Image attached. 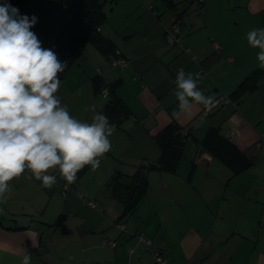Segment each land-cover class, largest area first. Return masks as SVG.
Returning a JSON list of instances; mask_svg holds the SVG:
<instances>
[{
  "label": "crops",
  "instance_id": "crops-1",
  "mask_svg": "<svg viewBox=\"0 0 264 264\" xmlns=\"http://www.w3.org/2000/svg\"><path fill=\"white\" fill-rule=\"evenodd\" d=\"M202 6L199 11L200 5L190 0L107 1L100 32L113 38L127 65L111 67V59L89 43L63 72L56 94L72 116L91 122L103 113L107 97H99L101 90L116 81L117 95L131 110L109 137L114 156L108 171H86L75 184L97 207L85 204L79 191L60 196L58 170L49 172L57 178L51 191L27 179V172L14 179L7 203L0 204V264H21L25 254L31 255V264H155L154 250L172 264H264V156L255 147L264 134V75L236 101L207 111L194 104L191 114L172 115L178 110L173 83L178 69L191 74L215 100L229 96L259 67V49L248 44L247 33L264 28V0H204ZM16 8L21 16L37 18L31 31L45 49L69 19L55 0H23ZM175 19L181 20L180 42L190 52L166 42L165 28ZM200 69L203 76L197 75ZM96 76L103 83L99 93L93 87ZM92 105L95 110H88ZM172 121L199 142L206 137V148L226 139L250 165L234 174L189 138L193 149L183 174L181 161L175 172L149 170L146 193L124 214L111 193V175L156 160L160 149L154 135ZM139 233L152 240L151 249L138 240Z\"/></svg>",
  "mask_w": 264,
  "mask_h": 264
},
{
  "label": "clouds",
  "instance_id": "clouds-1",
  "mask_svg": "<svg viewBox=\"0 0 264 264\" xmlns=\"http://www.w3.org/2000/svg\"><path fill=\"white\" fill-rule=\"evenodd\" d=\"M36 22L35 16H21L19 9L7 2L0 5V204L7 203L11 182L26 172L27 179L51 188L57 178L49 172L58 170L70 185L85 166L99 168L112 148L109 137L115 125L106 115L98 113L91 122L82 121L62 105L56 94L66 62L42 47L31 31ZM247 41L259 49L258 66L264 69V28L249 31ZM173 83L178 102L174 117L191 114L194 104L208 110L214 105V98L206 96L183 68L178 69ZM88 110L94 111L95 105ZM21 264H31V255L25 254Z\"/></svg>",
  "mask_w": 264,
  "mask_h": 264
},
{
  "label": "trees",
  "instance_id": "trees-1",
  "mask_svg": "<svg viewBox=\"0 0 264 264\" xmlns=\"http://www.w3.org/2000/svg\"><path fill=\"white\" fill-rule=\"evenodd\" d=\"M22 1L0 0V5L7 2L13 7H17ZM55 1L67 11L69 19L57 27L49 49L57 54L61 62H66L65 70L79 57L82 49L89 43L93 44L105 58L111 60L119 58L118 47L113 38L100 32V26L105 22L107 17L105 5L107 1L113 3L115 0ZM62 74L63 72L59 74L60 80ZM262 75H264V69L257 67L243 78L228 98L236 101L243 93L253 90ZM115 85L116 81L112 82L107 88V99L103 107V114L107 116L110 124L120 127L123 121L131 116V110L117 95ZM93 87L96 93L100 92L103 87L100 77L96 76L94 78ZM189 138L195 139L190 134L189 129L172 121L154 135V140L160 149L156 160L136 165V168L131 173L116 170L111 175L109 181L110 190L113 197L123 204L124 214L132 211L139 199L146 193L148 187L147 172L149 170L170 172L177 170L184 156V148ZM205 140L206 137L200 142L196 140L201 147L200 149H208L214 156L226 163L234 174L243 171L250 165L251 160L246 159L243 154L232 150L230 148L231 144L226 139L218 140L216 146L211 148H206ZM88 169L89 166H85L77 173L76 182ZM59 181L66 182L58 173L57 183ZM76 182L70 184V186L75 188Z\"/></svg>",
  "mask_w": 264,
  "mask_h": 264
},
{
  "label": "built area",
  "instance_id": "built-area-1",
  "mask_svg": "<svg viewBox=\"0 0 264 264\" xmlns=\"http://www.w3.org/2000/svg\"><path fill=\"white\" fill-rule=\"evenodd\" d=\"M192 2H195L197 4L200 5L199 7V11H201L203 9V2L204 0H190ZM181 20L180 19H175L174 21H172L166 28H165V39H166V42L168 44H177L180 46L181 50L184 51V52H190V49L181 44L180 42V38H181V35L183 33L182 31V27H181ZM189 27V26H188ZM99 29V28H97ZM214 48L216 51L219 50V45L218 44H214ZM128 63V60L125 59V58H114L110 61V66L111 67H120V68H123L127 65ZM99 72V70H98ZM197 75L198 76H203V71L202 69H200L198 72H197ZM105 89L107 88H104L101 90V93L103 94V96H106L104 95V91ZM215 103L213 106H216L218 105L219 103L223 102V101H229V98L228 96L226 95H219L215 100ZM208 109H206L207 111ZM233 134V131L230 132L229 136H231ZM255 147L256 149L262 154L264 155V134H260L258 137H257V140L255 141ZM60 187H61V193L65 196L71 192L74 191V188H72L70 185H68L66 182H63V181H59V183H57ZM78 196L80 198H82L85 202V204H87L88 206L90 207H93V208H96V204L88 198L87 194L84 193V192H78ZM118 226L120 228H123L124 227V224L123 223H119ZM137 238L139 241L143 242L145 247L147 249H151L152 247V240L148 237H146L143 233H139L137 235ZM105 244H108L110 246H115L116 245V242L115 240H107L105 239ZM153 255H154V260H155V264H172L168 257L160 250H154L153 251Z\"/></svg>",
  "mask_w": 264,
  "mask_h": 264
},
{
  "label": "rangeland",
  "instance_id": "rangeland-1",
  "mask_svg": "<svg viewBox=\"0 0 264 264\" xmlns=\"http://www.w3.org/2000/svg\"><path fill=\"white\" fill-rule=\"evenodd\" d=\"M99 97L102 98V99H105L102 96V93L99 94ZM187 142L188 143H186V146L184 148V156L181 159V167L179 168V173H181V174H183V169L185 168V165H186V169H187V167L189 165V163H188L189 159L188 158H189L190 152L193 149V140H188ZM113 156H114V153L112 151H109L108 153L105 154V157L101 160V163H100L99 168L93 170V169H91V167H89V169L87 170L86 174L92 173V174L99 175V174H103V172H107L108 169H109V163L108 162H109L110 158L113 157ZM262 156H264V155H262ZM55 188L58 191V193L60 194V196H62L61 187L59 185H56ZM48 191H51V189L48 188ZM77 191H79V192H85V191H82V190H76V188H74V192H77ZM71 193H73V192H71Z\"/></svg>",
  "mask_w": 264,
  "mask_h": 264
}]
</instances>
